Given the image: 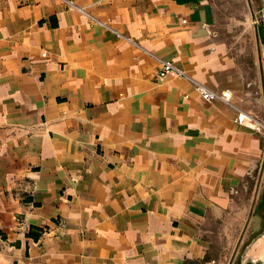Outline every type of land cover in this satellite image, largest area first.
Returning <instances> with one entry per match:
<instances>
[{
	"label": "crops",
	"instance_id": "obj_1",
	"mask_svg": "<svg viewBox=\"0 0 264 264\" xmlns=\"http://www.w3.org/2000/svg\"><path fill=\"white\" fill-rule=\"evenodd\" d=\"M70 1L117 33L65 0H0V264L208 261V223L262 168L264 131L158 60L264 122V0L247 73L211 0ZM243 258L264 264V228Z\"/></svg>",
	"mask_w": 264,
	"mask_h": 264
},
{
	"label": "rangeland",
	"instance_id": "obj_2",
	"mask_svg": "<svg viewBox=\"0 0 264 264\" xmlns=\"http://www.w3.org/2000/svg\"><path fill=\"white\" fill-rule=\"evenodd\" d=\"M211 2L216 15L215 37L227 45L231 53L239 59L246 73L251 71L255 51L251 0ZM262 194L264 163L253 178L249 179L246 187L234 195L233 205L226 214L220 219L209 221V260L213 259L216 264H249L243 258V251L249 240L259 232L264 220ZM257 211L262 216L260 221L254 213Z\"/></svg>",
	"mask_w": 264,
	"mask_h": 264
},
{
	"label": "built area",
	"instance_id": "obj_3",
	"mask_svg": "<svg viewBox=\"0 0 264 264\" xmlns=\"http://www.w3.org/2000/svg\"><path fill=\"white\" fill-rule=\"evenodd\" d=\"M65 2L68 5V7L73 8L79 14H86L87 17L91 21L96 22L102 25L103 27L107 28L108 30H111L117 33L116 30L110 25L109 19L102 20V19L96 18L92 16L91 14H89L88 12H86V10L82 6L76 5L70 0H65ZM158 63H159V68H158L159 75L162 76L165 74H171L174 76H180V77L186 78L187 80L191 82L194 89L200 94V96L204 100H207V101L220 100L234 107L236 110V114L233 118V122L242 124L255 132L264 131V122L260 121L258 118H256L249 112L238 108L236 105L232 103L230 90L228 89L215 90V89H211L207 87L205 84L187 75L185 71H183L182 69L176 67L171 60L159 59ZM203 264H216V262L213 259H211V260H208L207 262H204Z\"/></svg>",
	"mask_w": 264,
	"mask_h": 264
},
{
	"label": "trees",
	"instance_id": "obj_4",
	"mask_svg": "<svg viewBox=\"0 0 264 264\" xmlns=\"http://www.w3.org/2000/svg\"><path fill=\"white\" fill-rule=\"evenodd\" d=\"M262 207H260L261 209ZM262 210V209H261ZM264 228V220H262V225H261V229ZM39 234V231H33L32 229H30L28 235H31L32 237H37V235Z\"/></svg>",
	"mask_w": 264,
	"mask_h": 264
}]
</instances>
